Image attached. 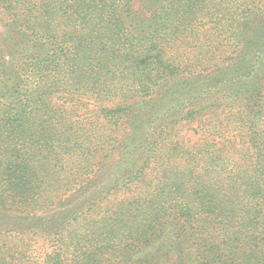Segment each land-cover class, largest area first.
I'll use <instances>...</instances> for the list:
<instances>
[{
  "label": "trees",
  "instance_id": "1",
  "mask_svg": "<svg viewBox=\"0 0 264 264\" xmlns=\"http://www.w3.org/2000/svg\"><path fill=\"white\" fill-rule=\"evenodd\" d=\"M0 264H264V0H0Z\"/></svg>",
  "mask_w": 264,
  "mask_h": 264
}]
</instances>
